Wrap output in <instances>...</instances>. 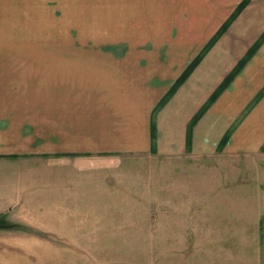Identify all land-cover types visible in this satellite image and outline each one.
<instances>
[{"label": "crops", "instance_id": "obj_1", "mask_svg": "<svg viewBox=\"0 0 264 264\" xmlns=\"http://www.w3.org/2000/svg\"><path fill=\"white\" fill-rule=\"evenodd\" d=\"M245 1L0 0V167H7L0 175V215L31 231L15 239L116 244L122 230L136 228L125 225L126 214L136 222L144 208L166 199L168 208L194 214L188 223L180 222V229L198 230L197 238H189L200 246L264 247V0H249L238 12ZM95 5L151 7L152 13L181 22L160 36L193 39L183 46L184 61L167 74L145 73L126 57L94 56V47H79V37L95 34L79 29L78 7ZM228 23L191 76L158 109L204 50L199 39L211 41ZM258 42L245 66L219 91ZM211 51L220 59L207 77L210 68L202 63ZM192 52L197 55L188 62ZM196 85L199 97L191 98ZM211 144L221 157L207 158ZM154 150L166 156L172 173L165 195L127 186L138 181L142 186V169L136 158L125 156ZM187 152L198 155L196 179L202 188L192 192L174 190V174ZM51 166L54 191L46 198L28 190L29 171ZM42 201L51 204L31 207ZM26 213L33 220L25 221ZM250 262L264 264L263 254Z\"/></svg>", "mask_w": 264, "mask_h": 264}, {"label": "rangeland", "instance_id": "obj_2", "mask_svg": "<svg viewBox=\"0 0 264 264\" xmlns=\"http://www.w3.org/2000/svg\"><path fill=\"white\" fill-rule=\"evenodd\" d=\"M78 10L79 29H91L95 34L94 37H79L77 39L79 47H94V56L107 55L106 57H114V59L126 57L127 61L138 62L145 73L155 71L160 75L170 73L173 64L184 61L182 49L185 43L193 40L181 36H160L161 33L166 34L163 31L167 29H175V23L176 26L182 24L168 21L166 14L152 13L151 7L95 5L79 6ZM139 10L142 12L138 13ZM199 40V44H206L204 49L210 42L206 38ZM211 52L207 60L202 63L210 68L208 76L206 73L207 77H210V71H214V65L220 59V54L215 55V52ZM196 55L197 53L192 52L186 60L190 62L189 58H194ZM222 56L225 54L223 53ZM178 72L176 70V73ZM162 86L161 84L160 87ZM191 90V98H198V85ZM154 119L155 115L152 121ZM189 129L188 138H191ZM211 147L212 150L206 154L207 158L210 160L221 157L220 150L215 151L216 145L211 144ZM125 157H132L133 160L136 158L137 168L142 169V186L138 181L137 184H128L129 188L142 189L148 193L157 189L159 193L165 195L168 189V175L171 173H168V160L165 155H158L154 150L152 154ZM197 158V154L189 152L180 158V172L176 171L174 174V190L188 189L192 192L202 188L196 179ZM183 162L186 167L182 165ZM50 168L51 170L40 167L39 171L31 169L29 173L32 174L26 176V179H30L25 183L28 190L42 192L45 197L50 195L55 189L54 171L52 166ZM6 173L7 167L5 165L3 168L0 167V175L5 176ZM183 173L187 177H182ZM33 180L35 182H32ZM5 184L9 187L7 183ZM147 200L150 201L149 198ZM50 204L42 201L31 207H46ZM189 212L187 209V213L183 214L179 208H168L166 199H160V203L155 207L144 208L143 213L135 217L136 222H130L129 213L125 215L128 218L124 222L125 225L129 227L135 224L136 228L122 230L121 236L113 240L117 242L116 244L87 246L54 245L58 240L51 237L38 240L39 242L17 240L13 236L21 231L25 233L31 231L13 226V223L4 216L0 221V264H250V260L258 259L262 254L264 258L263 246H200L198 239L189 238V236H197L198 230L180 229L182 226L180 222L184 220L188 223L190 218H193L194 214ZM184 215L186 218L183 217ZM33 217L32 213H26L24 220H33ZM45 218L50 220L48 216ZM186 234L188 237L184 238Z\"/></svg>", "mask_w": 264, "mask_h": 264}, {"label": "trees", "instance_id": "obj_3", "mask_svg": "<svg viewBox=\"0 0 264 264\" xmlns=\"http://www.w3.org/2000/svg\"><path fill=\"white\" fill-rule=\"evenodd\" d=\"M249 0H246L239 8H238V12L241 11L247 4H248ZM228 24H226V26L217 34V36H215L213 39H211V41L209 42V44L207 45V47L190 63V65L187 67V69L183 72V74L177 79V81L175 82V84L173 85V87L171 88V90L169 91V93L166 95V97L160 102V105L158 106V109H160L161 107H163L165 105V103L168 101V99L174 94L176 93V91L180 88V86H182L186 80L191 76L192 72L197 68V66L200 64V62L203 60L204 56L206 55V53L208 52V50L210 48H212L214 46V44H216V42L219 40L220 36L224 33L226 27ZM263 39V38H262ZM259 42L257 43L256 46H254L248 53L247 55L241 60V62L238 64V66L232 71V73L226 78L225 82L222 84V86H220L219 91L225 89L231 82L232 80L235 78V76L241 71V69L245 66V64L248 62V60L252 57L254 51L256 50V48L259 46ZM216 95H214V97L210 100V102L208 103V105H210L213 100H215ZM207 105V106H208ZM206 106V107H207ZM204 109H202V111L200 113H198L192 120L191 125H190V129L189 132L191 134V127H193L197 121L200 119V116L202 114ZM156 125L155 122L152 121V141H153V145L155 146V142L157 139L156 136ZM189 140V138H188ZM225 142V139L222 141V143ZM155 149V147H154ZM4 216L0 215V221L2 220Z\"/></svg>", "mask_w": 264, "mask_h": 264}]
</instances>
